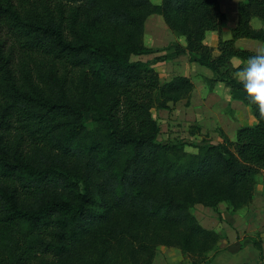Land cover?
<instances>
[{
	"label": "trees",
	"instance_id": "16d2710c",
	"mask_svg": "<svg viewBox=\"0 0 264 264\" xmlns=\"http://www.w3.org/2000/svg\"><path fill=\"white\" fill-rule=\"evenodd\" d=\"M153 15L187 46H146ZM238 17L223 39L220 0H0V264H153L157 245L180 248L192 264L210 260L221 237L194 206H248L264 170V121L230 60L254 52L238 40L264 43V29L252 26L264 23V0L241 1ZM96 28L104 34L93 37ZM212 32L217 48L205 43ZM185 55L211 70L210 89L227 87L256 124L218 144L159 141L153 109L189 103L194 83L162 82L154 66ZM137 222L176 232L149 244ZM105 236L125 247L122 263L110 259Z\"/></svg>",
	"mask_w": 264,
	"mask_h": 264
},
{
	"label": "rangeland",
	"instance_id": "374dc122",
	"mask_svg": "<svg viewBox=\"0 0 264 264\" xmlns=\"http://www.w3.org/2000/svg\"><path fill=\"white\" fill-rule=\"evenodd\" d=\"M243 0H220V6L221 10L225 13L226 19L224 21L223 27L225 28V35L227 34V38L230 39L232 37V28L237 26L238 23V5ZM151 21H154L156 19H160L162 22H151L147 28L146 32L148 36L152 40L156 38L157 44H166L168 42L167 35L163 27H167L165 24L163 18L161 16H152ZM252 26L256 29L263 28L264 29V23L255 18L252 20ZM162 28V29H160ZM160 29V30H159ZM169 29V28H168ZM156 30H159V32L156 34ZM172 36L178 37L175 33H173L171 30H169ZM162 32L161 35H159ZM104 31L99 30L98 28L95 29V32L93 34L94 36H100L103 35ZM223 35V31L221 33V36ZM148 37V39H150ZM160 38L161 41H160ZM179 38V37H178ZM223 38V36H222ZM224 38V39H227ZM159 39V40H157ZM183 39V38H182ZM146 42V39H144ZM178 42V41H176ZM262 42L256 41V40H250V39H240L236 42L237 47L242 49H249L251 51H254L255 48L260 45ZM162 55V54H159ZM156 55H152V57H155ZM133 60L138 59H146L143 57H132ZM188 62V63H187ZM192 64L191 59L189 61H186L183 65L174 62H169L167 64H161L158 66V70L160 72V76L163 80L171 79L177 75L186 73L188 70L187 67ZM186 68V71L184 69ZM194 68L191 71V77H193V81L198 86L197 93H202L201 82L199 81L201 78V75L198 74H204V71L212 73L209 69L199 65L198 63H194ZM196 70V71H195ZM194 75V76H193ZM204 77V76H203ZM208 88L209 86L206 85ZM227 91V95H230V91L227 87H223V90L218 89V91ZM206 93L207 90L203 89ZM204 103L199 108L198 106H195V108L191 109L186 106V101H181L177 104L170 105V109H153V115L158 120V123L161 128L159 141L161 142H178L181 140L190 141L193 143L201 144L204 140L206 142H211L213 144H218L224 140V136H228L231 140L236 139V134L238 129L241 127L248 126L251 119V114L247 112L244 104L241 102L236 101L239 103V105H242V108L232 110L227 105V103L222 100V98H217L213 101L211 104V101H203ZM198 104V105H201ZM210 107V108H209ZM244 107V108H243ZM231 110L232 113L229 111ZM250 110V108H248ZM230 114V115H229ZM231 116L233 117L232 120ZM256 123V120H255ZM200 127V130H196L194 128L195 126ZM187 151L191 153H196V149L193 147H187ZM263 171L261 172V174ZM260 174V175H261ZM257 180V185H263L264 179H262L260 176ZM227 204L220 203L218 208L216 210H212L211 208L205 207L203 205L197 204L193 208V213L196 215L200 223L211 230H215L220 234L221 241L218 243L216 247V251H218L220 248L224 246V243L222 240L224 238H227V231L229 229L236 230L237 234H239V231L235 227V223L233 222L234 214H236L237 211H232L230 208H227ZM136 226L138 227V230L142 236V238L145 240L146 243L154 244L157 241L156 235L160 232L162 233H169L173 235L176 232L174 225H154L149 229H142V225L137 222ZM264 231V230H263ZM262 232L257 234L255 238L261 240ZM104 237V235H100L97 237V242L101 241V238ZM107 246L110 248L109 255L111 260H115L118 263H122V254L125 250V247L122 245L121 241L119 240H112L109 239L107 236ZM254 239V238H253ZM257 243L258 241L255 240ZM220 244V245H219ZM138 245V244H136ZM157 254L154 259L153 264H192V256L188 253H184L180 248L176 247H167L164 245H157ZM91 251L85 250L84 255L86 257L91 256ZM214 253V252H213ZM212 253V254H213ZM211 254V256H212Z\"/></svg>",
	"mask_w": 264,
	"mask_h": 264
},
{
	"label": "crops",
	"instance_id": "0c3cea01",
	"mask_svg": "<svg viewBox=\"0 0 264 264\" xmlns=\"http://www.w3.org/2000/svg\"><path fill=\"white\" fill-rule=\"evenodd\" d=\"M152 2L156 5H160L162 3V0H152ZM153 16H160V15H153ZM151 17H149L147 22H146V28L151 22H162L160 19H156L154 21H151V19H152ZM163 20H164V18H163ZM162 24L164 25L163 22H162ZM164 28H165V32L167 35L168 42L166 44H157L156 38H155L154 41L152 40V42H154V43H151V38L148 36L146 29H145L144 39H146V42H145L146 46H148L150 48L161 49V48L169 47L172 43H176V41H178L177 43H179L183 47L187 46L186 38H184L183 36H178L179 38L178 37L176 38V37L172 36V34L169 31L170 29H168L166 27H163V29L162 28H160V29L164 30ZM159 30H156V34L159 32ZM222 31H223V35H222L223 39L227 38L228 36H227V34L225 35L226 31H225L224 27H222ZM161 34H162V32L159 35H161ZM148 37L150 39H148ZM219 38H220V36L217 33H214V32L209 33L206 37L205 43L208 46H211L213 48H217L218 43H219ZM161 39L162 38H160V41H161ZM157 40H159V39H157ZM160 54L163 55V54H165V52L160 53ZM157 56H159V54H157L155 57H157ZM142 57L146 58V59H138V60H142L144 62H147V61H151L155 58V57H152V55H147V56H142ZM190 59H191L190 56L185 55V56H181L177 59H174L172 61L160 62V63L156 64L154 67L159 72L158 66L161 64H167L169 62H174L175 64L177 63V65H179V64L183 65L186 61H189ZM194 63H196V62H192V64H190L187 67V69H188L187 71H186V68L184 69V71H186V73L177 75V76L188 77L194 83V91L192 93L191 99H190L189 103L186 101V106L188 108L193 109V108H195V106H198L200 108L202 106V104L204 103L203 101H208V103H209V101H211V104H212L213 101L216 100L217 98H222V100H224L227 103V105L230 107V109H232V110L242 108V105H239V103H237L236 100L232 99L231 101H228L225 98L226 95L228 94L226 89H225V91H218V89H220V88H218L219 84L214 89H210V87L208 88L206 86L207 83H206L205 79L206 78H212L213 73H209V72L204 71V74H198V75H201V78L199 81L202 83L201 86H203V88L201 89L202 93H197L198 86L200 84L197 86L196 83L193 81V77H191L192 76L191 70L196 69V68H194ZM159 74H160V72H159ZM173 78H171V79H173ZM171 79L163 80L161 78L162 82H168ZM203 89L207 90V93ZM220 90H223V89H220ZM198 104H201V105H198ZM248 108H246V110H247V112H249L251 114V119H250V123L248 124V126H253L256 124L255 123L256 119L252 115L251 109L248 110ZM229 112L232 113L231 110ZM231 118H232V120H235V119H233L232 116H231ZM260 176H262L261 178L264 179V170ZM258 178H260V177L258 176ZM258 178H257V180H258ZM234 218L235 219L233 220V222L236 224L235 227L239 231V234H237L236 230L229 229V231H227V233H226L227 238H224V240H222V242L224 243V246L222 248H220L218 251H216L215 253H213L212 256L210 257V260L204 264H264V249L261 245L260 240L255 238V236L257 234H259L260 232H262L264 230V184L263 185H259V184L257 185L255 192H254V197H253L252 202L248 206L238 210L236 212V214H234ZM205 228H207V227H205ZM263 233H264V231H263ZM263 233H262V235H263ZM255 240H257L260 244H258Z\"/></svg>",
	"mask_w": 264,
	"mask_h": 264
},
{
	"label": "clouds",
	"instance_id": "9594fccd",
	"mask_svg": "<svg viewBox=\"0 0 264 264\" xmlns=\"http://www.w3.org/2000/svg\"><path fill=\"white\" fill-rule=\"evenodd\" d=\"M230 60L234 65L232 78L242 86L249 107L255 108L257 121H264V43L258 45L246 59L234 56ZM223 87V84L218 85L220 89ZM225 98L232 100L231 95Z\"/></svg>",
	"mask_w": 264,
	"mask_h": 264
},
{
	"label": "built area",
	"instance_id": "2783aa9c",
	"mask_svg": "<svg viewBox=\"0 0 264 264\" xmlns=\"http://www.w3.org/2000/svg\"><path fill=\"white\" fill-rule=\"evenodd\" d=\"M261 241H262V247H263V249H264V233H263V235L261 236Z\"/></svg>",
	"mask_w": 264,
	"mask_h": 264
},
{
	"label": "water",
	"instance_id": "95a60500",
	"mask_svg": "<svg viewBox=\"0 0 264 264\" xmlns=\"http://www.w3.org/2000/svg\"><path fill=\"white\" fill-rule=\"evenodd\" d=\"M173 103L172 102H170V105H172Z\"/></svg>",
	"mask_w": 264,
	"mask_h": 264
}]
</instances>
